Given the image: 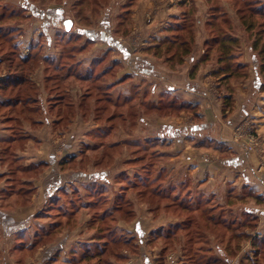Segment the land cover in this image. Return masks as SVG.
I'll use <instances>...</instances> for the list:
<instances>
[{"label":"rangeland","instance_id":"1","mask_svg":"<svg viewBox=\"0 0 264 264\" xmlns=\"http://www.w3.org/2000/svg\"><path fill=\"white\" fill-rule=\"evenodd\" d=\"M81 1L82 0H0V31L2 35L10 34L7 38H0V86L5 88L3 91H0V94H2V97L7 98L10 95L12 98L16 97L19 100V104L16 107H9L0 104V127H6L7 130L12 132L15 136L24 135V138H22L19 143L12 145V147L10 146L11 149L7 148L6 144L0 143V189L2 188L1 191L4 190V194L1 196V207L3 210L14 211L15 209L21 208L25 206L27 199L30 200V198L35 195L37 190L35 187L36 185L33 186L32 182L28 179H38L46 167L41 164L39 167H36L37 169L33 168V170H29L28 173H22L21 168L30 166L25 164L27 152L30 151L28 148L26 149V144L30 140L29 129L42 131V129L46 127V131L48 133L47 137L49 139V142L47 141L46 144L49 145V147L52 148L53 145L57 146V143L58 145L63 146L62 144L64 142H68L70 139H72V141L69 142H72L75 145V150H73L71 154L64 156L61 151L62 149L60 148V150L59 147H57L56 152L59 157L57 159L59 160L58 167H60V171L64 175L62 176L57 173L56 176L64 179L61 180L59 186L63 187L62 184H64L65 190L70 193L67 200L71 199L76 201V198L80 199L82 197L84 198V196L86 198L87 191L93 188L92 186L94 184H89L90 182L87 180L73 182L72 179H77V177H79L77 175L78 172L90 173L93 171H102L104 172L103 175H105L102 178H107L106 173L113 171L114 173L110 180L100 179L102 182L97 181V183H95L96 185L101 186L102 190L111 197L117 194L119 188H123L125 186L127 187L125 188V200L128 199L130 204H126L124 202L122 205L123 208H128L133 212V217L126 216V219H124L123 217L125 215H121L123 219L117 220L115 223V230L117 235L123 233V235L126 234L131 237L132 242L130 246L121 247L116 245L112 247L113 250L108 257L109 260H117L115 258V254L118 252L123 256V259H121L118 264H143L142 253H144V249L147 258L156 263L161 261L163 264H189L188 262L190 261L187 258L188 256L190 258L192 257V262L194 264H202V262L208 258L210 260L214 259L222 261L221 259H223L224 256L217 250V246L219 245L221 249L225 251V254L231 259L229 264H264V215L257 214V220H254L240 213L243 212V207L246 206L249 201L250 203L248 205L254 203L257 208L260 207L262 208L261 210L264 211V204H258V200H255V194L258 192L255 190L254 192L249 189L248 186L244 187V189L242 188L241 192H238V188V191H236L237 189L233 187L240 197L242 196L245 198L244 195H249L250 198H245L246 200H243V203L237 202L235 206H233L234 208H232V214L227 215L226 221H231V223L233 222L230 229L223 228L218 224L214 225L210 222H205L206 219L204 215L195 213L193 215H183V217L180 215L178 216V220L181 221L185 219V217H193L195 219V226L192 230L190 227L189 232H186L185 230L179 231L177 234L168 239L159 238L157 235H151V237H149V234L152 231H156L158 229L154 230L152 228V231L148 230L152 227V224L149 225V215L152 221H163L158 222V224H162V226H168L167 224H169V220L177 218L175 216L176 212L170 214L167 213V210L164 212L151 210L152 212H149L148 203L165 205L164 201L152 198L148 194L152 189H159V182L150 184L148 189V185L143 187L142 182H139V178L134 180L132 179V186L128 183L130 182L128 181L130 180V177L125 173L133 176L134 173L139 172L141 174L140 179H142L144 174L141 169L143 168L142 164L144 162H127V159H130L131 157L129 153V155L127 154V152L132 153L135 148L129 146L123 147L124 145H121L118 149L113 148L109 150L108 147L104 145L96 150L93 145L98 144V142H103L104 144L109 141L121 142L124 138L135 137L142 138L141 141L146 142V140H143L144 138H153V136H150L154 133L153 127H148L149 129H147L146 127L148 125L146 124L144 130H140L142 124L138 125L136 122L135 124H130L129 128L132 130L129 131L127 130L128 128L126 123L117 120L115 121V130L110 133V135L108 134L107 136H103V132L101 130V135L96 134L95 137L92 133L93 128L96 126H101V128H103L108 125L104 120L109 114H112L111 109L106 114L102 113L99 115L101 116L99 123H96L95 121L96 119L94 116L96 114L93 112L92 105L90 104L89 109L86 110L85 113L83 112L84 109H75L74 111L73 109H69L67 104L70 101L79 102L81 98H83L84 94H88L86 93L88 83L73 82L70 85L66 82V84L61 87H56L57 89L51 91L50 86L52 84L48 80L45 81V76L47 74H52V71L49 70L51 72H45V68L48 64L44 62L45 60L43 59L45 56H48L51 61L53 60L54 62H58L62 48H71L72 46H75L76 50H83L80 53H85L83 57L76 55L77 60H82L88 67V63H90L93 56L101 57L103 56L105 50H108V52L109 50H115L111 51L113 52L112 56L121 58L119 53H116L117 49L114 47V45H116L115 42L121 43L125 47L127 46V50H130L132 56L141 53L143 50H148L149 46H152L153 43L155 44L156 42L166 40L169 36H171V38H175L176 33L171 28H174L173 24L175 22H180L185 25L184 28H182L183 31L181 32L183 33L182 39L191 40V44L188 45V50H194L195 52L193 55V68L196 70L202 67L203 69H206L207 66L210 67L206 69V75L200 71L198 79L203 77V79H207L206 81H208L209 79L207 78V75L210 77L211 83L208 88L211 95L210 109L213 108L214 110L215 108L216 110L211 111V121L216 123V131L213 135H218L221 140L226 142V144L231 145L232 147L235 146L241 152H245L247 154H257V159L260 160V162H264V98L262 102L257 103L256 107L253 108L252 113L245 116L229 129V141L224 138L226 136H223L225 130L223 126V124H225L223 117H228L230 115L227 111L229 108L231 109L235 106L237 95L241 94L243 89H247L246 91L250 93L252 92V85H248L250 82L252 84L254 77V70L251 64V53L249 50V47L252 44V36L250 32H245L240 20L241 14H239V10L240 12H244L246 10V8L243 7L244 4H242L240 0H212L210 5L206 3V0ZM192 1H194V3L190 6ZM196 2H198V5ZM181 3H188L189 6L186 7L184 5L181 7L180 11H175V7H178L177 5H180ZM255 3L264 5V0H258ZM255 3L253 2L248 4L254 5ZM26 7L30 10L26 9ZM59 10L60 12H58ZM197 10L203 11L198 12ZM210 10L211 12L209 13ZM42 11L45 14L42 13ZM212 11L216 14L212 15ZM178 13L179 15H173ZM242 14L244 15V13ZM47 15H57V21L55 17L50 19ZM62 17L64 18L62 19ZM66 18L71 19L73 24L70 32L64 34L62 32V20ZM223 20H226V22H223ZM259 22H264V18L260 17L258 19V23ZM108 28L110 29V32L108 31ZM82 30H86L87 33L97 32L98 34L102 32H109L110 36L114 40V43L109 44L106 37H103L105 40H100V36L97 33L96 35L94 33L90 34V37L94 39V42H89L84 37H76L72 35L74 32L78 33ZM42 33H46V35L44 36ZM222 34L237 37V42L232 41L229 44L231 46L226 48L234 50L237 55L241 54V60L246 68L236 72V75L230 76L228 80L220 81L223 86H220L219 88L217 78L222 75L217 72L219 55L214 54V51L212 50H221L220 39L223 36ZM49 36L52 38L51 42L46 40ZM97 38L98 40H96ZM263 40L264 37H262L260 44ZM70 41L75 42L69 44ZM14 45L17 47V50L15 51L11 50ZM117 47L119 46H116V48ZM170 47H174L170 49L172 52L176 50L174 45L170 46L169 44L165 45L163 50L165 48L169 49ZM90 51L92 54H90ZM260 51L261 50H256V53ZM205 52H208L209 54L203 62L199 63L198 60L200 57L205 55ZM260 57L264 59V50ZM18 58H25L27 60L24 62L25 67L21 65L22 62H20ZM190 59L188 57H184L181 62L182 66H176V68H188L189 66L186 65L189 64ZM159 61L163 65L165 64L164 59H160ZM72 62L73 61H66V58L63 59V63L65 64L71 65ZM163 65H160L162 69L164 68ZM102 67H98L97 69L99 70ZM23 68L25 69L24 71L21 70ZM131 68L134 70L146 69L141 63H134L133 59H131ZM165 72L170 74L169 70H165ZM189 72L191 73V71ZM207 72L210 73L208 74ZM24 76L26 77L27 82L25 84H21V79L24 78ZM138 76L139 75L136 74L133 75V77ZM12 77L16 81L21 82V85L17 82V85L10 86L8 83L4 86L2 82L7 80L6 78L11 80L10 78ZM109 80L111 81L112 79L109 78ZM231 80L234 82L233 85L230 83ZM133 82H138V80L133 79ZM262 82H264V75ZM181 86H183V83L180 87ZM6 87L9 88L6 89ZM184 87L186 86L184 85ZM64 88H70V90L68 89L66 91L67 97H64L63 99H55L60 98L64 94ZM161 89L164 90V87H161ZM118 90L121 91V93H126L125 87H119ZM253 92H255V90ZM39 94L41 95L40 102L43 104V108L35 111V109H31L36 105L33 103V98H36ZM261 94L264 95V88ZM89 95L90 102L94 100L95 95L99 96L97 93ZM224 95H227V98L230 99L225 100ZM245 98L246 97H244V99ZM152 100L156 102V98H153ZM175 100L178 103L181 102L180 99ZM245 100L243 104L248 105ZM49 104H51V106H49ZM184 104L186 105V103ZM219 110H221L222 114H224L223 117L219 115ZM188 111L189 110H187V112ZM213 112L214 114L215 112L217 113L219 119L213 116ZM151 114L158 115V113L151 112L146 116L150 117ZM175 114L177 115L178 113ZM186 117V119L180 118L181 120H179V124L194 121L191 113H186ZM191 117L192 119H190ZM220 125L223 128H219ZM150 129L151 131H149ZM54 139H57L56 143L54 142ZM33 142L38 143L37 140ZM211 143L212 146L208 147L214 149V146H218V143L220 142L213 140ZM186 144L193 147L189 141H186ZM222 145L225 146L224 144ZM111 151H114L113 156H105L106 152L110 153ZM23 153L25 155L19 156ZM182 155L191 156L188 162L197 166L198 164H203L204 161H206L205 157L207 156V154H202L200 150L195 149L185 152L182 151L179 153V157ZM164 160H166V158L163 159V161ZM55 161L56 160H54V162ZM191 163H188L187 165H190ZM173 165L177 164L174 163ZM177 166H180L179 174L183 177L185 183L188 184L189 189L191 187H195L198 182L201 181L200 178L203 177L201 176L202 172L196 171V169L200 170V167L195 169L188 168V171L185 172L186 167H182L181 163ZM263 166L264 163L257 167L258 170L256 169V172H258V175L264 173ZM48 168L50 169L52 167L49 166ZM260 168H263V171H261ZM118 170L123 171L119 172ZM150 171L152 173L153 169L151 168ZM193 172L194 175H192ZM17 176L19 177L18 179H16ZM52 176L53 175L49 177V180H52ZM148 180L150 179L148 178ZM24 181L31 184H22ZM121 181L123 182L121 183ZM231 185L233 184H230V186ZM20 188H23L21 190L24 195L17 196L16 194ZM96 188L99 187L95 186L94 189ZM231 188L232 187H229L228 191H230ZM63 189L58 190L60 195H62ZM181 189L183 190V193H185L184 189ZM247 189L252 191V195L247 192ZM141 191L144 192L141 193ZM218 192L224 195V192ZM259 196L264 199V195L259 194ZM83 201L85 202V199H82V202ZM214 202V204H218L219 201ZM165 203L168 204V202ZM81 210H83V213L81 215V220H79L82 232L89 234L87 236H90L88 220L91 217V213L88 212V210L86 211V209L84 211L83 208ZM124 212L125 211H123L122 214H124ZM52 213L55 214L56 210ZM138 221L141 225L137 228H133L134 223ZM77 222L78 217L75 223ZM73 226H67L66 228L70 229L73 228ZM203 226H205V228H203ZM142 229L145 230V232L142 231ZM138 231L144 233L143 238L141 236V240H138L137 238L139 236ZM27 234V230L22 233L17 232V234H15L18 241L16 246L18 245L20 247L19 244L25 243L26 247L27 244L31 243L30 241H32V238ZM238 234H240L239 238H237ZM1 235L2 233L0 234V237ZM200 236L205 239V241H202ZM84 238L86 237H78L77 245H74L72 249L79 250V253H82L84 250H91L95 247V244L83 245L82 243L85 241ZM255 238L256 240H254ZM149 239H151L150 242L148 241ZM257 240H262V242L258 243ZM77 246H80V248ZM6 248L8 249V247ZM200 248H208L211 252L208 254L202 253V249L199 250ZM4 249L5 248L2 250L4 256H10L11 258L12 256H15L14 258H16L19 254V250L6 249L4 252ZM11 253H13V255ZM60 253V255L58 253L55 255V264H64L66 263L65 261L70 259V253Z\"/></svg>","mask_w":264,"mask_h":264},{"label":"trees","instance_id":"2","mask_svg":"<svg viewBox=\"0 0 264 264\" xmlns=\"http://www.w3.org/2000/svg\"><path fill=\"white\" fill-rule=\"evenodd\" d=\"M212 0H206V3L210 5V2ZM258 0H240L242 4H244L243 7L246 8L244 12H240V20L243 28L245 29L246 33H251L252 39H251V46L249 47L250 53H251V64L253 66L254 70V87L256 91L263 92L264 88V82H262L263 75H264V59L260 57L262 55V52L264 50V40L262 41V37H264V22H259L258 19L264 18V5L260 3H255ZM80 2V1H79ZM81 2H85L82 0ZM255 3L254 5H250L248 3ZM26 9L30 10L26 7ZM32 10V9H31ZM60 12V10L58 11ZM211 10L209 11V13ZM42 13H44L42 11ZM244 13V15L242 14ZM45 14V13H44ZM62 14V13H61ZM212 11V15H214ZM63 15V14H62ZM60 15V16H62ZM48 18L55 17L57 21V15H47ZM227 18L226 16H224ZM64 17H62L63 19ZM63 21V20H62ZM223 22H226V20H223ZM55 23V22H54ZM174 28H171L176 33L175 38H171L169 36L166 40L156 42L153 46L149 47L148 50L151 52V54L156 57L158 60L164 59L165 65H167L169 68L174 69L176 66H182L181 62L184 59V57H188L190 59L189 62L193 61V55L195 54L194 50H188L191 43V40L182 39L183 31L182 28H184L185 25L181 24L180 22H175L173 24ZM260 29V30H259ZM62 30V29H61ZM108 31L110 32V29L108 28ZM62 32L65 34L67 32L62 30ZM109 32H102L98 34L97 32H93L95 35L96 33L100 36V40L104 39L103 37L107 38V42L109 44H113L114 40L110 36ZM93 33H87L86 30H82L80 32H74V36L76 37H84L89 42H94V39L90 37V34ZM44 36L46 33H42ZM10 35V34H9ZM1 33L0 31V38L4 39L7 38V36ZM222 38L220 39V47L221 50H212L214 51V54H218V74H226L228 78L230 76L236 75V72L240 71L243 68H246V66L243 64L241 58V54H236L234 50H229L231 45H229L232 41L237 42V37L234 36H226V34H222ZM181 37V38H179ZM47 41L51 42L52 38L49 36V38H46ZM78 40V39H76ZM98 40V38L96 39ZM105 40V39H104ZM75 41H70L69 44L74 43ZM193 42V38H192ZM51 44V43H50ZM76 44V43H75ZM116 45H114L115 49H118L120 47V43L115 42ZM169 44L170 46H175L176 50L172 52V48L170 47L165 48L163 50V47L165 45ZM74 45V44H73ZM116 46H119L116 48ZM13 51L17 50L16 45L12 47ZM256 50H261L260 52L256 53ZM83 50H76L75 46H72L71 48H62L60 51V58L58 62H54L48 56H45L43 58L48 65L45 68V72H51L52 74H47L45 76V81L48 80L52 85L51 91L54 89H57L56 87H61L62 85L69 83L70 85L74 82H84L88 83L86 87V93L84 94L83 98L78 102H72L70 101L67 104V107L69 109H73V111L84 109V113L86 110L89 109V104L92 105L93 112L96 114L94 118L96 119V123H99L101 120V116H99L102 113H107L110 109L112 111V114H109L107 118L104 120L108 125L101 128V126L95 127L92 131V133L95 135H101V130L103 136H107L108 134L112 133L115 129L114 126L116 125L115 121L119 120L123 123H126L127 130H132L129 128L130 124H135L136 122L138 125H141L142 127L140 130H144L146 126V120L144 117L146 115H149L152 113H158L160 116H169L174 115L175 113H179L181 110H187V107L184 103L177 102L175 98L159 94L157 95L156 102H154L152 99L154 97V86H148L145 84L143 80L144 75H139L138 77H133L134 74L137 75V73H129L122 75L119 79L115 77V72L118 69L116 62H109V60L106 62V58L104 57H94L92 60H90L89 66L87 67L82 60H77L76 53H80ZM208 51V50H207ZM208 52H205V55L200 57L198 62H203L208 55ZM71 57V58H70ZM66 58V61H73L71 65L63 63V59ZM32 59V58H31ZM18 60L21 63L23 67H25L24 62L27 60L25 58H18ZM175 60V61H174ZM104 66V67H102ZM87 67V68H86ZM98 67H102L99 70ZM147 67V65L145 66ZM24 71L25 69H21ZM51 70V71H49ZM149 73L152 72V68L149 71ZM84 73V74H83ZM109 78L112 80L110 81ZM7 80H4L3 85H17V82L13 77L6 78ZM115 79V80H113ZM133 79H141L138 82H133ZM18 80V79H17ZM129 81V94L121 93L118 89V85ZM22 82V83H21ZM21 82H18L19 85L25 84L27 82L26 77L21 79ZM21 83V84H20ZM80 84V83H79ZM9 87H6L8 89ZM5 88L0 86V91H3ZM70 90V88H64V94L60 98L55 99H63L66 96V91ZM91 91V92H90ZM97 93L93 101H89V94ZM2 96V94H0ZM94 95V94H93ZM92 96V95H91ZM7 100L0 101L1 105H6L9 107H16L19 104L18 98H12V96L9 95L7 97ZM34 99L35 107L31 109H35V111L40 110V108H43V104H41L40 99L41 95L39 94ZM230 98H225V100H228ZM89 102V103H88ZM76 103V104H75ZM51 106V104H49ZM142 122V123H141ZM122 123V124H123ZM140 127V126H139ZM6 128V127H5ZM147 129L148 126L146 127ZM183 131V130H182ZM164 134V131H163ZM22 138H24V135H17L15 136L10 132L9 136L7 138L1 139V144H6L7 148L12 147V145H15L19 143ZM160 138V137H159ZM159 138H144L143 140H146V142L141 141L142 138L135 137V138H124L121 142H115V141H109L107 143L98 142V144L93 145L94 149L97 150V148L103 147L104 145L108 147V149H118L121 147H133L135 150L131 152H127V154H130V159H127V162L132 161V163H140L144 162L142 171H143V177L140 179L141 174L139 172H136L132 175L125 173L127 176L130 177V185L132 182V179H138L139 182L143 184V187L147 186V189L150 184H154L156 182H159V189L155 188L152 189L148 194L152 198H157L159 200L164 201V204H157V203H148L149 212L152 211H158V212H164L167 210V213H175L176 215V222L168 224V226L160 227L156 231H152L149 234V237L151 235L155 236L157 235L159 238L168 239L172 237L173 235L177 234L179 231H186L189 232L190 227L191 230L195 226V219L193 217H185V219L178 220V216L180 215L183 217V215L187 214H195L199 213L205 216V222H210L212 224H218L222 226L223 228L230 229L231 227V221H226L227 215L232 214V208L235 206L237 202L243 203V200L249 199V195H244L245 198L242 196L240 197L238 193L234 190L232 187L230 191H228L226 198L223 202H220L219 199L214 198L213 196H205L200 191L196 190L195 187L188 188V184L184 183H176L174 180L170 177L169 173L166 172L165 168H162L160 166V162L163 161L164 155L160 150L164 148L165 146L160 143ZM137 144V145H135ZM151 144V145H148ZM87 146V145H86ZM85 146V147H86ZM11 149V148H10ZM95 150V151H96ZM150 151V153H149ZM113 152L110 153L106 152L105 156L112 155ZM118 153V152H117ZM104 154V153H103ZM119 154V153H118ZM128 154V155H129ZM162 160V161H161ZM63 163V162H62ZM35 168L34 166H26L21 168L22 173H28L29 170H33ZM153 169V172L151 173L150 169ZM21 173V174H22ZM106 173V172H105ZM151 173V174H150ZM104 172L98 171L92 174H84L82 172L79 173V177L87 180L90 182L89 184H94L91 190L87 191L86 198H76L75 200H67L66 198L59 203V205L56 207H50L48 210L49 213V226L47 229H41V231L32 239V242L30 244L29 249L36 248L38 245H44L49 241L50 237L57 234L56 228L57 227H64L67 226H75V222L77 220V212L80 209H86L88 212H90L91 217L88 220V227H89V238L93 242L92 244H95V247L87 250H84L79 257H76L73 259L71 264H118L119 261L123 259L122 254H119L118 252L115 254V258L117 260L111 261L108 259L109 255L112 252V247L114 246H130L132 242V238L127 236L126 234L123 235L119 234L117 235V232L115 230L116 228V222L118 219H126V216L133 217V212L129 210L128 208H123L124 202L126 204H130L129 200H125L126 197V191L125 188H119L118 192L114 196H110L107 193H105L102 190V187L99 185H96L97 181L100 182V179L105 180V178H102ZM107 174V173H106ZM19 177L17 176L16 179ZM148 178L150 180H148ZM176 179V178H175ZM123 181H121L122 183ZM22 184L30 185L29 182H23ZM136 184V183H135ZM97 186L99 188L94 189V187ZM132 186V185H131ZM183 188L185 193H183ZM23 188H20L18 190L17 196L24 195L23 191L21 190ZM29 191V189H28ZM27 191V192H28ZM26 192V193H27ZM144 192V191H143ZM141 191V193H143ZM247 192L252 195V191L247 189ZM25 193V194H26ZM82 199H85V202H82ZM144 199V198H143ZM255 200H258V204H264V199L261 198V196L255 194ZM214 201H219L218 204H214ZM165 202H168L166 204ZM160 205V206H159ZM244 205V204H243ZM56 208V209H55ZM56 210V213L53 214L52 212ZM152 210V211H151ZM124 212V214H122ZM243 212H240L244 214L247 217H250L251 219L257 220V212L253 208H248L246 206L243 207ZM121 215H125L123 218ZM185 222V224H184ZM237 227V226H234ZM205 228V226H203ZM199 229V228H198ZM238 231V230H237ZM139 232V231H138ZM143 232H139V236L137 237L138 240H141L143 238ZM142 236V238H141ZM201 237V236H200ZM240 237V234H238V237ZM202 241H205L201 237ZM256 240V238L254 239ZM149 242L151 239L148 240ZM258 243H261L262 240H257ZM25 245V243H23ZM96 248V249H95ZM202 249V253L208 254L211 252V250H208V248H200ZM198 250V252H199ZM217 250L223 254V259L220 260H210L209 258L206 259L202 264H229L230 258L225 254V251L221 249V247L218 245ZM166 251V250H165ZM167 252V251H166ZM145 254V253H144ZM142 256L143 258V264H163L161 261L153 262L147 258V255ZM108 255V256H107ZM190 262L189 264H194L192 262V257H188ZM191 259V260H190Z\"/></svg>","mask_w":264,"mask_h":264},{"label":"crops","instance_id":"3","mask_svg":"<svg viewBox=\"0 0 264 264\" xmlns=\"http://www.w3.org/2000/svg\"><path fill=\"white\" fill-rule=\"evenodd\" d=\"M193 3L194 1L191 2L190 6H192ZM187 4L188 3H181L180 5H177L178 7H175V11H180L181 7H183L184 5L186 7L189 6V4ZM196 4L198 5V2H196ZM197 11L199 12L203 10ZM173 15L176 16L179 15V13ZM153 45L154 43L152 44V46ZM91 51L90 54H92ZM111 51L115 50H109V52L108 50H105L102 57L106 58V62L108 59L109 62L117 63L118 69L115 72V77L117 79H119L122 75L129 73H137V75H144L142 81H144L145 84L150 87L151 84L152 86H154L155 93L153 98H157V94H167V96L173 97L175 99H180L181 102L186 103L185 106L187 107V110H189L188 112L185 109L181 110L177 115L174 114L168 117L159 116L157 114H151L150 117H144L148 127H153L154 129L153 135L150 136H153V138L160 137V143L165 146L163 149L160 150V152L166 154L164 155V159L166 158V162H160V166L162 168H165L166 172L169 173L170 177L174 180V182H185L183 177L179 174L180 166H177L179 165V163H181L182 167H186L185 172L188 171V168L195 169L200 167L202 169H196V171L202 172L201 176L203 177L200 178L201 181L198 182V184L195 186V189L203 193L205 196H213L214 198H217L221 202H223L227 196V191L229 187H234L235 189L238 188L239 191L238 189L236 191L241 192L242 188L244 189V187L246 186H248L249 189L253 191L255 190L259 194L264 195V173L258 175V172H256L258 170L257 167H259V165L263 164L264 162H260V160L257 159V154H247L245 152H241L235 146L232 147L231 145L226 144V142L221 140L218 135H213L216 131V123L211 121V111L216 110L215 108L214 110L213 108L210 109L211 95L208 89L211 83L210 77L209 75H207V78L209 79L208 81H206L207 79H203V77L198 79L200 71H202V73L206 75V69L210 68L209 66H207L206 69H203L202 67L195 70L193 68L194 62L192 61L186 65L189 66L188 68L181 69L175 67V69H171L167 65H163L156 57H154L151 52H149L150 50H143L141 53L131 56L130 50H127V46L125 47L121 44L120 47L116 50V53L118 52L121 58L115 56L113 57V52ZM84 54L85 53L82 52L77 54V56L80 55L81 57H83ZM131 59L134 60V63H141L143 67L147 65V67H145L146 69L134 70L133 68H131ZM160 65H163L164 68L162 69ZM151 68L152 72L149 73L147 70L149 69L150 71ZM165 70H169L170 74L166 73ZM189 71H191V73ZM226 77V74H222L217 78V84L219 85V88L220 86H223L220 81H226L229 79ZM137 80L139 81L141 79ZM252 81V84L251 82L250 84H248L250 86L252 85V92L250 93L246 91L247 89H243L241 94L237 95V100L234 98L236 100L235 106L231 109H228L227 112L230 115L228 117L226 116L227 118L224 116V114H222V111L219 110V115H221L222 117L224 116L223 118L225 122V124H223L225 128V130L223 129V136H226L224 138L228 141V136L230 135L229 129L234 126L237 122L242 120L245 116H248L250 113H252L253 108L256 107L258 102L263 101L264 95L256 91L254 87V77ZM182 83L183 86L180 87ZM230 83L231 85H233L234 82L231 80ZM184 85L186 87H184ZM117 87H125V94H128L129 81H126L118 85ZM161 87H164V90H162ZM254 90L255 92H253ZM0 97V101L8 99L6 97ZM244 97H246L247 99L245 98V100ZM225 98H227V95H224V99ZM244 100L247 101L246 103H248V105L243 104ZM186 113H191L192 117L194 118V121L179 124V120H181L180 118H187ZM213 116L219 119V116L216 112L215 114L213 112ZM192 117L190 119H192ZM45 128L42 129V131L29 129L30 140L26 144V149L28 148L30 151L27 152L25 164L34 166L35 168L39 167L41 164L46 167L43 173L40 174L38 179H28L32 182L33 186L36 185L35 187L37 188V190L35 192V195H33L30 200L27 199L25 206L15 209L14 211H5L1 207V196H3L4 190L1 191L2 188L0 189V232L2 233L0 237V264H53L56 258L55 255H57V253L60 255V252H68L70 253V255H72H69L70 259L68 261H65L66 263H64L71 264L73 259L79 257V255L81 254V252L79 253V250L72 249L74 245H77L78 237H86L84 238L85 241L82 243L83 245L93 243L89 236H87L89 234H85L84 232H82L80 220L83 210L79 209L76 214V216L78 217V222L75 224V226L70 229L64 227H57V234L50 237V242L44 245H38L36 248L31 249H29L31 243L27 244L26 247L24 244H19L20 247L18 245L16 246L18 241L15 234H17V232L22 233L27 230V235H29L33 239L35 234L39 233L41 229H47L50 222L48 218L49 208H53L57 204L59 205V203L62 202L65 198L67 199L68 195L70 194L67 190H65L64 184H62L63 187L59 186L61 180L64 179H62L61 177L58 178L56 174L58 173L62 176L64 175L60 171V167H58L59 160L57 159L59 157L56 152L57 147H59V149H62L60 150L62 151V154L64 156L67 154H71L72 151L75 150V145L72 142H69L72 141V139H70L68 142H64L62 144L63 146H60L57 143V146L53 145L52 148L49 147V145L46 144L47 141L49 142V139L47 137V128ZM219 128L223 127L220 125ZM149 131H151V129ZM9 134L10 132L7 130V128L0 127L1 139L7 138ZM35 140H37L38 143L33 142ZM213 140L220 142L218 143V146H214V149L208 147L212 146L211 142ZM186 141H189L194 148L187 145ZM54 142L56 143L57 139H54ZM34 143L36 146L34 145ZM222 144H224L225 146H223ZM193 149L200 150L202 154H207V156L205 157L206 161H204L203 164H198L197 166L192 164L191 162H188L191 156L182 155L181 157H179V153H181L182 151L185 152ZM25 151L24 153L26 154ZM24 153L19 156L25 155ZM54 160L56 161L54 162ZM174 163H176L177 165H173ZM188 163L191 164L187 165ZM49 166L52 168L49 169ZM121 171L123 170H120L119 172ZM261 171H263V168L261 169ZM95 172L98 171H93L90 173L86 172L84 174H92ZM79 173L80 172H78L77 175H79ZM113 173V171L107 172V178H105V180H110L112 178ZM51 175H53L51 177L52 180H49V177ZM192 175H194V172ZM80 178L81 177H77V179L74 178L72 180L73 182L85 180ZM230 184L233 185L230 186ZM60 189H63L62 195L58 193V190ZM218 191L224 192V195L222 193H219ZM258 193L257 195H259ZM249 203L250 201L246 204V207L255 209L258 215H264V211L261 210L262 208H257L254 203L248 205ZM149 216V225L152 224V227H150L148 230L152 231V228L156 230L157 228L164 227L162 226V224H158V222L163 221H152ZM172 220L177 221V219ZM172 220H169V224L174 222ZM139 225L141 224H139L138 221L134 223L133 228H137L139 227ZM142 231L145 232V230L143 229ZM6 247H8V249ZM3 248H5L4 252L6 251V249L19 250V254L16 256V258H14L15 256H12V259L10 256H4V254L2 253ZM78 248H80V246ZM143 251L146 254L144 249ZM144 253H142V256ZM11 254L13 255V253Z\"/></svg>","mask_w":264,"mask_h":264},{"label":"water","instance_id":"4","mask_svg":"<svg viewBox=\"0 0 264 264\" xmlns=\"http://www.w3.org/2000/svg\"><path fill=\"white\" fill-rule=\"evenodd\" d=\"M73 21L69 18H66L62 21V28L65 32H70L72 28Z\"/></svg>","mask_w":264,"mask_h":264}]
</instances>
